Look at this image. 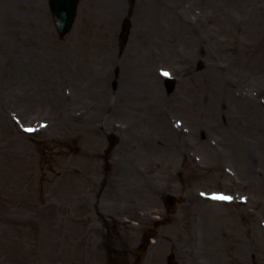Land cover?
Returning a JSON list of instances; mask_svg holds the SVG:
<instances>
[{
    "label": "rangeland",
    "instance_id": "rangeland-1",
    "mask_svg": "<svg viewBox=\"0 0 264 264\" xmlns=\"http://www.w3.org/2000/svg\"><path fill=\"white\" fill-rule=\"evenodd\" d=\"M48 1L0 0V264H264V0Z\"/></svg>",
    "mask_w": 264,
    "mask_h": 264
},
{
    "label": "water",
    "instance_id": "water-1",
    "mask_svg": "<svg viewBox=\"0 0 264 264\" xmlns=\"http://www.w3.org/2000/svg\"><path fill=\"white\" fill-rule=\"evenodd\" d=\"M49 8L52 14L55 30L59 38L63 39L72 28L76 16L77 0H49ZM129 27V24L125 21L119 39L120 47H123L126 43ZM166 88L167 92L171 93L174 89V81H166ZM163 203L168 209L174 210L178 206L179 201L171 195H165Z\"/></svg>",
    "mask_w": 264,
    "mask_h": 264
},
{
    "label": "bare ground",
    "instance_id": "bare-ground-1",
    "mask_svg": "<svg viewBox=\"0 0 264 264\" xmlns=\"http://www.w3.org/2000/svg\"><path fill=\"white\" fill-rule=\"evenodd\" d=\"M114 1L115 0H105L102 3H100V7H101L103 14L108 15L111 19H115L114 18L115 16L113 13H119L118 10H120V8L123 11L122 4L120 2H117V1L114 2ZM113 3H115V4H113ZM138 11L140 12L142 10L138 8ZM138 11H137V13H138ZM124 14H127V11H126V13L123 11L122 15H124Z\"/></svg>",
    "mask_w": 264,
    "mask_h": 264
},
{
    "label": "flooded vegetation",
    "instance_id": "flooded-vegetation-1",
    "mask_svg": "<svg viewBox=\"0 0 264 264\" xmlns=\"http://www.w3.org/2000/svg\"><path fill=\"white\" fill-rule=\"evenodd\" d=\"M101 222H105V223H113V222H115V219H114V217H112V216H108V217H105V218L101 219ZM144 244H145V243L143 242L142 245L145 246ZM116 259H118V258H116ZM118 260H119V259H118ZM121 263H122V264H128V263L123 262V261H121ZM137 263H139V262H138V259H136L135 257H132V263H131V264H137ZM114 264H119V262H116V263H114Z\"/></svg>",
    "mask_w": 264,
    "mask_h": 264
},
{
    "label": "snow or ice",
    "instance_id": "snow-or-ice-1",
    "mask_svg": "<svg viewBox=\"0 0 264 264\" xmlns=\"http://www.w3.org/2000/svg\"><path fill=\"white\" fill-rule=\"evenodd\" d=\"M163 75L167 76L168 73H163ZM26 131H31V129H27ZM212 199H215V200H229L231 198L227 197V196H213Z\"/></svg>",
    "mask_w": 264,
    "mask_h": 264
}]
</instances>
